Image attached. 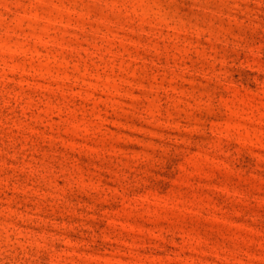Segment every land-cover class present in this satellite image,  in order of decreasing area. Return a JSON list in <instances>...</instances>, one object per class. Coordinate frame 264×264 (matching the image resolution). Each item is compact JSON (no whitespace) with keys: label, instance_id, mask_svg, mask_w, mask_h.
I'll return each instance as SVG.
<instances>
[{"label":"rangeland","instance_id":"1","mask_svg":"<svg viewBox=\"0 0 264 264\" xmlns=\"http://www.w3.org/2000/svg\"><path fill=\"white\" fill-rule=\"evenodd\" d=\"M0 264H264V0H0Z\"/></svg>","mask_w":264,"mask_h":264}]
</instances>
